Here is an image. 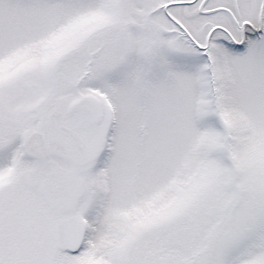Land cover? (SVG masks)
I'll use <instances>...</instances> for the list:
<instances>
[{
	"label": "snow or ice",
	"instance_id": "snow-or-ice-1",
	"mask_svg": "<svg viewBox=\"0 0 264 264\" xmlns=\"http://www.w3.org/2000/svg\"><path fill=\"white\" fill-rule=\"evenodd\" d=\"M0 264H264V0H0Z\"/></svg>",
	"mask_w": 264,
	"mask_h": 264
}]
</instances>
